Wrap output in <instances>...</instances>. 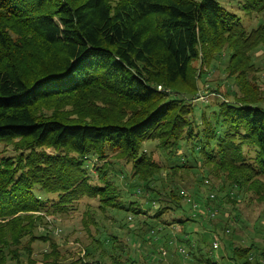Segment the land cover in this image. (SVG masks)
Wrapping results in <instances>:
<instances>
[{
	"label": "trees",
	"instance_id": "trees-1",
	"mask_svg": "<svg viewBox=\"0 0 264 264\" xmlns=\"http://www.w3.org/2000/svg\"><path fill=\"white\" fill-rule=\"evenodd\" d=\"M244 8L264 11V0H246ZM263 43V22L249 31L219 0H0V142L13 146V153L0 151V264H63L59 240L50 232L33 233L45 211L69 213L82 199L98 198L102 211L140 215V203L126 194L120 175L136 188L133 194L150 195L156 210L133 228L135 237L153 240L150 230L156 228L170 235L177 224L188 233L186 225L201 217L211 227L196 229L194 241H177L175 235L166 241L164 233L154 246L161 256L165 244L172 246L185 264H219L212 245L223 238L213 226L212 210H220L215 194L201 203L174 183L166 189L163 170L176 180L191 169L179 154L183 142H191L193 156L215 175L223 173L232 188L248 187L263 199L264 106L257 102V86L244 82L248 70H255L249 52ZM225 51L228 75L236 77L242 95L207 114L194 104L199 86L193 62L202 59L209 66ZM152 140L180 162L161 165L144 147ZM227 195L236 205L229 219L236 221L242 199ZM99 222L95 210L84 212L90 233ZM4 230L12 231V241ZM224 233L232 259L252 264L257 257L262 264L264 252L259 255L253 242H229L235 232L228 224ZM27 235L29 241L22 242ZM37 239L50 242L41 260L32 256ZM112 241L115 250L119 245L125 251L118 236ZM93 242L99 245L95 235ZM80 251L70 264H90L84 255L93 250L85 245ZM111 257L112 264H121L122 258Z\"/></svg>",
	"mask_w": 264,
	"mask_h": 264
},
{
	"label": "rangeland",
	"instance_id": "rangeland-1",
	"mask_svg": "<svg viewBox=\"0 0 264 264\" xmlns=\"http://www.w3.org/2000/svg\"><path fill=\"white\" fill-rule=\"evenodd\" d=\"M219 1L229 10L238 14L242 18L249 31L257 28L262 22L264 23V11L256 12L245 10L244 3L246 0ZM229 53L230 51H225L224 53H221V55H216V58L213 60V64L209 66L208 64L205 65V63L202 62V59H197L193 62L197 76L196 79L198 80L199 86L197 95L198 97L194 101V104L198 105L199 108H204L207 114H209L212 110L218 109L219 102L224 100L232 102L240 98L242 95L241 86L237 83L236 77L228 75L226 66L228 64L227 61ZM249 55L251 58L249 62L254 64L253 69L255 70L251 72L248 70L246 74L247 80L244 82H251V84L257 86V89L254 91L257 95L255 93L254 95H256V97L258 96L257 102L259 101L262 106H264V43L250 51ZM221 57H226V59H222ZM241 82L243 84V81ZM159 88L161 89L160 85ZM259 97H261L260 100ZM199 117L200 116H198V122H200ZM158 143V140L147 141L144 144V147L148 151L153 152L155 159L161 165L169 166L179 163L180 156L182 157V162L186 161L189 163V165H191V169L186 172H180V176L179 178H176V180H174L175 175L169 173V171L163 170V176L165 177L167 183V185L164 183L166 189H169V184L174 183L176 187L178 186L179 189H184L192 196V198H199V200L201 199V203L206 202L207 196L215 194L214 198H216V203L220 204V210L217 213L220 214H216L215 218H213V226L218 228L215 230V232H219L218 235L220 237L223 236L221 239L222 243L221 241L219 242L220 245L217 252H215V254H218V263L240 264L238 261L231 258L232 251L227 246V239L224 235V226L226 224H228L232 230L234 229L235 232L232 240L230 239L231 237H227L230 240L229 242L235 243L234 245L242 246L250 245L253 242L257 247L258 254L261 255L260 253L264 252V195L263 199L257 200L256 195L253 194V190H249L248 187H245V190L242 191L237 188H232L229 180H226L225 176L222 175L223 173L219 176L215 175L211 165L204 162L200 156L198 160L195 156H193L192 148L194 147V144L191 142H183L184 146L179 151V157L168 155L164 151L165 149L161 148ZM0 151H11L13 153V146L11 144L0 142ZM171 175H173V177ZM206 178L211 181L210 186L204 184L203 180ZM119 182L122 185V188L124 190L126 189V194L130 197L132 196L131 199L139 201L141 206L140 215H135L132 212L126 211L124 209L119 210L112 207H108L106 211H102V209L98 208L100 205L98 198L82 199V201L78 204L77 209H75L73 212L54 214L50 211H45L46 213L42 220H37L36 226L33 228V233L40 235L50 232L53 238L59 240L60 249L65 256L63 264H70L71 262L77 260L80 253L82 252L80 251V246L85 245H87L90 250H93V252H91L87 257L84 255L90 264H97V262L112 264L113 260L111 255L113 254L116 257L119 256L120 260L122 258L124 261L131 258L129 259L130 264H185L186 260H184V258L180 256L178 252L171 250L173 248L168 244H165V246H168L165 248V250H163L165 252L162 251L163 256L159 255L160 253L156 251L157 242L154 246V240L166 232H158V228H156V233H152L154 230H150V236L153 238V240H149L148 238V242L146 241V237L144 239L135 237L134 233H132L133 228L138 229L142 221L151 219L149 217L154 216L156 213L155 206L154 203H151L150 205L147 201L150 195H146L147 197L144 199L140 198L137 193L136 195L133 194L136 188L131 185L127 178L125 179L124 176L120 175ZM228 193H230V195L232 193L236 198L242 199V202L237 204V207H239L241 210V215L240 217L238 216L239 220H236L237 223L236 221H231L229 219V216L233 217L229 210L234 208L236 205L232 204L228 200ZM121 196H123L122 191L119 192V200L121 199ZM125 203L128 204V201ZM186 206L188 207L189 203L186 204ZM87 209L95 210L98 218H100L99 225L91 228L92 233L87 230V227L83 223L84 212ZM175 215L179 216L181 213L176 212ZM219 223H221L222 226L215 225ZM203 224L206 226V228ZM179 226L180 225L177 224L173 228L172 234L170 233V230L168 231L171 236H177V241H179V239H190L194 241V239H196V229L199 230L198 232H204L207 228L210 229L211 227V225L207 226V221H204V219L201 217L197 219L196 223L190 222L186 225V232L188 233H184V231ZM98 229L101 231H97ZM136 232H139V230ZM58 233L61 234L60 237H58ZM2 234L3 237L9 242L13 240V233L11 230H6V232L4 230ZM154 234H156V236H154ZM94 235L99 240V245L94 246ZM114 235L118 236L120 240H122V243L120 244L124 245L125 251L124 249H121L119 245H117L118 249H114V244L112 241ZM170 235L167 233L165 234V237L169 236L165 239L166 241L171 239ZM130 236L132 237V240L130 239ZM209 237L210 235L204 236L203 240L206 241L210 239ZM123 239L125 243L123 242ZM135 239L137 241L133 242ZM27 241H29V235L22 238V242L25 243ZM221 244L224 245L222 246ZM152 246H154V250H152ZM31 247L34 251L32 256L41 260L43 253L50 249V242L37 239L33 241ZM179 247L180 246L177 245L176 250H178ZM4 249L7 251L8 245L5 246ZM23 249L24 248H21L20 253L22 259L26 261L27 253ZM205 252H207V250L203 251V253ZM256 258L252 259V264H256ZM156 259L159 260L160 263L157 262ZM122 260L121 264H127ZM9 262L10 264H16V262L12 260H9ZM76 264H81V262L77 261ZM188 264L194 263L188 262Z\"/></svg>",
	"mask_w": 264,
	"mask_h": 264
},
{
	"label": "built area",
	"instance_id": "built-area-1",
	"mask_svg": "<svg viewBox=\"0 0 264 264\" xmlns=\"http://www.w3.org/2000/svg\"><path fill=\"white\" fill-rule=\"evenodd\" d=\"M195 205H196V204H195ZM195 205H194V206H195ZM217 212H218V211H216V210H212V216L215 217L216 214H217ZM152 233H156V232L152 231ZM219 242H220V240H219L218 238H216V239L213 240L212 245H213V248H214V252H217L218 247H219V245H220ZM178 250H179L180 252H182L183 254H184L185 251H186L184 247H179ZM163 252H165V251H163ZM216 255H218V254H216ZM252 259H253V258H252ZM260 262H261L262 264H264V258H261V259H260Z\"/></svg>",
	"mask_w": 264,
	"mask_h": 264
}]
</instances>
